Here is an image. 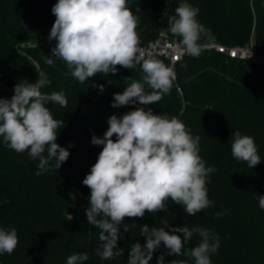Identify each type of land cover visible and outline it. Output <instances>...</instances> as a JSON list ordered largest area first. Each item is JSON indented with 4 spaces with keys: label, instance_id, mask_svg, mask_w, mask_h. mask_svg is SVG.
<instances>
[{
    "label": "trees",
    "instance_id": "1",
    "mask_svg": "<svg viewBox=\"0 0 264 264\" xmlns=\"http://www.w3.org/2000/svg\"><path fill=\"white\" fill-rule=\"evenodd\" d=\"M57 2L0 0V83L14 88L16 84L34 83L45 74L51 83L41 92H62L67 99L66 107L52 102L46 107L53 118L64 121L57 130V143L70 152L59 170L52 160L49 170L36 176L39 161L32 160L27 151L18 153L8 148L0 137V229L15 228L19 240L11 255L0 253V264H67L70 255L84 252L89 259L83 264H127L131 245L146 243L141 226L159 229L168 224L174 228L201 227L219 236L220 247L210 256L212 264H264V210L257 198L264 196V66L216 53L191 56L179 64L178 85L183 96L172 84L171 91L157 103L142 106L153 114L175 116L193 137H200L199 154L205 166L218 169L210 174L207 184L208 198L214 204L188 216L182 205L168 199L167 211H146L142 218L125 219L131 228L124 232L121 225L117 243L123 255L110 260L96 255L100 230L87 222L90 189L82 181L103 146L92 145L91 139L93 135L103 138L112 115L120 118L139 106L111 105L115 93H122L132 81L143 82L144 74L137 66L94 75L80 83L49 49L19 53L16 46L20 43L47 40L55 21L51 9ZM184 2L200 9L197 19L210 30L211 39L228 46L249 43L253 24L250 0H172L167 8L166 0H128V7L139 17L141 46L154 40L163 25L168 28V16ZM252 3L256 12L255 48L264 57V7L262 0ZM47 59L53 63L49 65ZM145 91L152 90L145 85ZM235 131L254 138L260 164L250 168L232 156L231 133ZM44 155L47 157L46 151ZM225 210L227 214L220 218L214 215ZM165 230L173 234L169 227ZM175 234L182 237V233ZM200 239L194 234L180 256L166 255L162 244L149 264H157L161 254H165V264L172 260L194 264L188 253Z\"/></svg>",
    "mask_w": 264,
    "mask_h": 264
},
{
    "label": "clouds",
    "instance_id": "2",
    "mask_svg": "<svg viewBox=\"0 0 264 264\" xmlns=\"http://www.w3.org/2000/svg\"><path fill=\"white\" fill-rule=\"evenodd\" d=\"M51 11L55 21L48 40L56 41L52 53L66 63L80 83L97 73L115 74L118 66L127 69L139 66L144 74L143 82L132 81L122 93L114 94L113 108L139 106L120 118L112 115L103 138L92 136L91 144L103 147L82 181L90 189L87 222L100 230L101 243L95 253L102 260H110L124 254L117 243L121 225L124 232L130 231L131 225L124 223L126 218H142L146 211H167L168 199L182 205L188 216L211 207L214 202L208 198L207 184L210 174L218 169L205 166L199 154L200 137H193L180 119L153 114L151 109L142 107L157 103L168 94L176 73L173 67L147 55L141 47L139 17L128 7V0H58ZM199 11L187 2L180 3L175 14L168 16L166 30L180 38L183 51L193 57L201 54L200 41L211 39L210 30L197 19ZM46 63L51 65L53 60L47 59ZM50 83L41 73L34 83L16 84L11 99L0 98L2 142L18 153L27 151L32 160H38L36 176L48 171L52 160L53 167L59 170L70 156L57 143V130L64 121L53 118L46 107L48 102L66 107L67 99L62 92L42 93L41 89ZM145 85L152 91H145ZM99 87L103 91V86ZM231 140L235 159L247 162L250 168L261 163L254 138L235 131ZM257 198L264 210V196ZM226 214L225 210L214 215L220 218ZM166 227L141 226L146 243L131 245L127 264H149L162 244L167 249L166 255L180 256L194 234L199 235L200 243L188 254L194 258V264H212L210 256L220 247L219 236L201 227L174 228L169 224ZM175 233H182V237ZM18 243L15 228L0 229V253L11 255ZM164 255L157 258V264H165ZM88 259L87 252L75 253L67 258V264H83ZM169 264L186 262L172 260Z\"/></svg>",
    "mask_w": 264,
    "mask_h": 264
},
{
    "label": "built area",
    "instance_id": "3",
    "mask_svg": "<svg viewBox=\"0 0 264 264\" xmlns=\"http://www.w3.org/2000/svg\"><path fill=\"white\" fill-rule=\"evenodd\" d=\"M171 2L172 0H167V2L165 3V8L169 7ZM262 4L264 5V0H262ZM166 30L167 27L163 25L157 37L149 43L142 45L141 47L145 50L147 55H151L153 58L161 60L166 65H169L174 68L176 78L173 81V84L176 86L179 95L183 96V91L178 85V67L182 61L191 56L187 55L183 51L182 45L180 44V38L172 36L170 33H167ZM200 43L202 45L201 54L216 53L224 55L231 59H236L238 61H256L260 65L264 66V57L258 54L253 40L249 41V43L245 45L235 46L225 45L217 39H208L201 41ZM39 47L49 49L51 52L54 48L51 44L47 43L46 40H36L20 43L16 46V49L19 53L25 55L27 49ZM32 62L38 69H40L38 62L34 61L33 59ZM123 69V67L118 66V70ZM100 74L103 73H97L96 75L98 76ZM6 90L7 91H3L0 83V98L11 99V97L13 96L12 92L14 91V88H9Z\"/></svg>",
    "mask_w": 264,
    "mask_h": 264
},
{
    "label": "rangeland",
    "instance_id": "4",
    "mask_svg": "<svg viewBox=\"0 0 264 264\" xmlns=\"http://www.w3.org/2000/svg\"><path fill=\"white\" fill-rule=\"evenodd\" d=\"M250 5H251V11H252V15H253V24H252V29H251V37H250V41L253 40L255 45H256V42H255V26H256V12H255V7H254V4L252 3V0H250ZM264 7V5H262ZM47 43L51 44L53 47H55L56 45V41L55 40H52V41H49L48 38H47ZM26 55V54H25ZM1 87L3 89V91H7L6 89H9V87H5L4 85L1 84ZM12 95H14V91L12 92Z\"/></svg>",
    "mask_w": 264,
    "mask_h": 264
}]
</instances>
